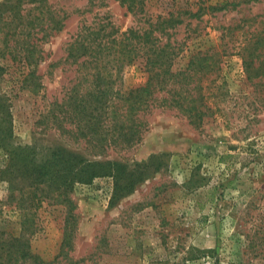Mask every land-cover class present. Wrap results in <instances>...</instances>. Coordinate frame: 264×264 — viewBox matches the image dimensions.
Listing matches in <instances>:
<instances>
[{
    "label": "rangeland",
    "instance_id": "374dc122",
    "mask_svg": "<svg viewBox=\"0 0 264 264\" xmlns=\"http://www.w3.org/2000/svg\"><path fill=\"white\" fill-rule=\"evenodd\" d=\"M144 4V13L135 17L115 0L23 5L21 15L34 32L28 41L41 55L36 73L42 88L36 95L17 91L27 70L0 58L7 69L0 89L12 95L13 144L45 152L62 148L89 161L126 167L119 179L98 177L69 191L75 219L71 247L64 253L72 263L63 257L60 264H264V0ZM224 4L222 10H206ZM199 9H204L199 18L183 15ZM50 12L58 25L46 21ZM180 12L182 23L156 37L176 53L172 72L187 68L197 53L209 56L199 61L201 72L190 66L192 80L182 104L200 108L201 121L194 112L188 118L177 106L163 105L162 92L143 115L147 128L131 149L95 153L76 141L67 122L62 126L68 132L56 129L47 112L80 86L76 66L65 61V48L82 27L107 25L106 33L112 28L121 33ZM112 80L113 90L123 93L145 84L147 74L138 60ZM5 161L0 150V168ZM7 192L8 184L0 182V230L17 235L19 215L4 204ZM66 215L64 206L47 202L35 211L39 230L30 245L45 262L60 252Z\"/></svg>",
    "mask_w": 264,
    "mask_h": 264
},
{
    "label": "trees",
    "instance_id": "16d2710c",
    "mask_svg": "<svg viewBox=\"0 0 264 264\" xmlns=\"http://www.w3.org/2000/svg\"><path fill=\"white\" fill-rule=\"evenodd\" d=\"M115 1L134 17L144 13L146 0ZM44 2L16 0L14 4L12 0H0V58L6 56L13 65L27 70L18 83L17 91L28 90L34 95L42 88L36 73L41 55L40 50L37 51L36 46L28 41L34 32L29 30V21L21 15V7ZM225 7V4L210 6L206 10L216 12ZM199 10L196 13L183 12V15L196 19L204 9ZM4 13L8 15L5 17ZM181 13L175 17L169 14L167 19L157 17L154 23L146 22V29L130 28L121 33L113 28L111 33H106L107 25H101L97 30L82 27L65 48V61L76 66L82 90L79 91V85H74L66 101L51 103L46 117L52 120L56 129L68 132L62 126V122H67L75 132L76 141H83L95 153L131 149L140 144L142 133L147 128L143 115L162 92L166 95L161 100L163 105L177 106L179 112L188 118L194 112V116L201 121L203 113L200 108H187L182 104L187 103L186 86L192 80L190 66H198L194 70L201 72L198 63L209 56L197 53L187 68L172 72L176 53L168 42L160 45L156 37V34H166L167 29L180 25ZM46 21L57 25L60 22L54 21L52 12L47 14ZM33 22L40 23L42 19L34 18ZM55 30L59 31L60 27ZM216 55L212 53L210 57ZM138 60H141L147 74L146 83L123 93L114 91L112 79L118 77L123 67L131 66ZM6 71V67L0 65V78ZM176 84L180 85L178 89ZM11 99V91L0 89V150L6 158L5 165L0 168V182L8 184L4 204L12 206L11 211L19 215L20 229L17 235L0 230V264H60L59 258L63 261V257L72 263L64 253L66 248L70 250L71 247L75 219L73 206L68 200L69 191L77 184H89L98 177L119 179L126 167L114 161H89L62 148L45 152L35 146L13 144ZM44 202L62 205L67 211L60 252L50 262L34 254L30 245L31 237L39 230L34 214Z\"/></svg>",
    "mask_w": 264,
    "mask_h": 264
}]
</instances>
